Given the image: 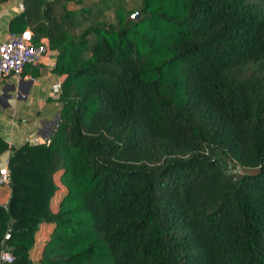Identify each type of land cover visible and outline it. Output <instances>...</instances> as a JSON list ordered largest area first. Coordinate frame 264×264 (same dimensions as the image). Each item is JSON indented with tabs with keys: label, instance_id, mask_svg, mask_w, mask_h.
<instances>
[{
	"label": "trees",
	"instance_id": "obj_1",
	"mask_svg": "<svg viewBox=\"0 0 264 264\" xmlns=\"http://www.w3.org/2000/svg\"><path fill=\"white\" fill-rule=\"evenodd\" d=\"M53 2L9 20L63 77L49 142L8 157L2 264H32L41 223L37 264H264V0H118L110 22L94 0L62 23Z\"/></svg>",
	"mask_w": 264,
	"mask_h": 264
},
{
	"label": "crops",
	"instance_id": "obj_2",
	"mask_svg": "<svg viewBox=\"0 0 264 264\" xmlns=\"http://www.w3.org/2000/svg\"><path fill=\"white\" fill-rule=\"evenodd\" d=\"M19 2L22 0H0V41L9 31H17L10 29L9 20L19 12ZM54 62L55 56H45L35 65H24L18 76L0 77V137L7 145L0 152V159L32 136L49 137L53 132L60 101L58 94L51 92L50 85L63 77L53 69ZM60 193L58 191V196ZM8 196L9 187H0L1 204L6 203ZM50 226V223H41L34 234V244L29 250L32 264H37ZM36 246L38 250L33 256L32 250Z\"/></svg>",
	"mask_w": 264,
	"mask_h": 264
},
{
	"label": "built area",
	"instance_id": "obj_3",
	"mask_svg": "<svg viewBox=\"0 0 264 264\" xmlns=\"http://www.w3.org/2000/svg\"><path fill=\"white\" fill-rule=\"evenodd\" d=\"M23 9V3H18V11ZM34 32L28 27L20 31H9L6 37L0 41V77L7 74L18 76L24 65H35L45 56L56 55V50L49 46L45 36L34 42ZM50 90L54 94L60 92V80L50 85ZM32 144L49 142V137L38 138L32 136L29 139ZM8 157L5 155L0 159V187L10 184L8 172ZM14 256L4 245L0 247V264L8 263L13 260Z\"/></svg>",
	"mask_w": 264,
	"mask_h": 264
},
{
	"label": "rangeland",
	"instance_id": "obj_4",
	"mask_svg": "<svg viewBox=\"0 0 264 264\" xmlns=\"http://www.w3.org/2000/svg\"><path fill=\"white\" fill-rule=\"evenodd\" d=\"M91 1H94V0H58V2H53V8H52L53 16H55V18L57 20L59 19V21L61 23L63 21L62 18L63 17L65 18V15L68 11L75 12V13H83L86 16V13H85L86 11H82V9L88 10L90 8V9L94 10V8L90 5ZM117 1L118 0H108V6L104 10V14L102 16L98 17V19H101L105 22L112 21L113 9H114ZM119 1L123 4L125 9L131 11L130 16L132 15V13L135 10L138 11L137 15L139 16V7L141 4V0H119ZM90 19H91V13L89 14L88 18H85L82 21L81 25H76V26L72 27L71 28L72 32H77L80 29V27H82L85 24L90 23L91 22ZM26 27H28L29 29H31L33 31V29L30 26H26ZM222 162L224 163V167L226 168V172L228 174L240 173L241 171L242 172L244 171V169L242 167L237 165L235 162L229 161L227 158H225L223 156H222ZM54 177L56 179V175H54ZM8 187H10V186L8 185ZM57 197H59L58 192L54 193V195L50 199V206L52 209L55 207V202L57 200ZM50 227H52V225ZM37 250H38V247L36 249L32 250L33 256H34V253H37Z\"/></svg>",
	"mask_w": 264,
	"mask_h": 264
},
{
	"label": "water",
	"instance_id": "obj_5",
	"mask_svg": "<svg viewBox=\"0 0 264 264\" xmlns=\"http://www.w3.org/2000/svg\"><path fill=\"white\" fill-rule=\"evenodd\" d=\"M137 14H138V11L135 10V11L132 13V17L136 18V17H137ZM3 205H4L5 207H7V205H8V201H6V203L3 204ZM8 235H9V230H8V232L4 235V237H3V239H2V242H1V244H0V247H3V246L5 245V240L7 239Z\"/></svg>",
	"mask_w": 264,
	"mask_h": 264
}]
</instances>
